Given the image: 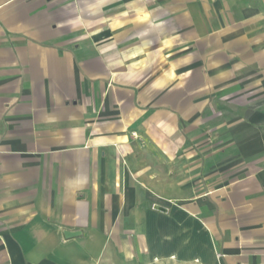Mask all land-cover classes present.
<instances>
[{
  "label": "crops",
  "instance_id": "crops-1",
  "mask_svg": "<svg viewBox=\"0 0 264 264\" xmlns=\"http://www.w3.org/2000/svg\"><path fill=\"white\" fill-rule=\"evenodd\" d=\"M261 190L264 0H0V264H264Z\"/></svg>",
  "mask_w": 264,
  "mask_h": 264
},
{
  "label": "rangeland",
  "instance_id": "rangeland-1",
  "mask_svg": "<svg viewBox=\"0 0 264 264\" xmlns=\"http://www.w3.org/2000/svg\"><path fill=\"white\" fill-rule=\"evenodd\" d=\"M206 117H208V119L210 118L209 115L207 114ZM190 128L196 130L198 132V135H205L206 133V128H208V126L206 125H199V126H190ZM207 134V133H206ZM251 168H255L254 166H252ZM250 168V169H251ZM260 197V200L263 202L264 201V190L260 191V194L258 195ZM261 213L264 214V205L261 207ZM263 225V223H261ZM262 238H264V230L262 231ZM1 260V257H0Z\"/></svg>",
  "mask_w": 264,
  "mask_h": 264
},
{
  "label": "built area",
  "instance_id": "built-area-1",
  "mask_svg": "<svg viewBox=\"0 0 264 264\" xmlns=\"http://www.w3.org/2000/svg\"><path fill=\"white\" fill-rule=\"evenodd\" d=\"M115 147L117 148V145L115 144Z\"/></svg>",
  "mask_w": 264,
  "mask_h": 264
},
{
  "label": "water",
  "instance_id": "water-1",
  "mask_svg": "<svg viewBox=\"0 0 264 264\" xmlns=\"http://www.w3.org/2000/svg\"><path fill=\"white\" fill-rule=\"evenodd\" d=\"M67 235V234H66Z\"/></svg>",
  "mask_w": 264,
  "mask_h": 264
}]
</instances>
